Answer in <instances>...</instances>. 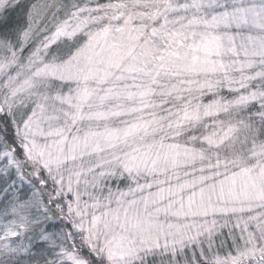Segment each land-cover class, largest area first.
Here are the masks:
<instances>
[{"label":"snow or ice","instance_id":"6c2138e0","mask_svg":"<svg viewBox=\"0 0 264 264\" xmlns=\"http://www.w3.org/2000/svg\"><path fill=\"white\" fill-rule=\"evenodd\" d=\"M0 264H264V0H0Z\"/></svg>","mask_w":264,"mask_h":264}]
</instances>
